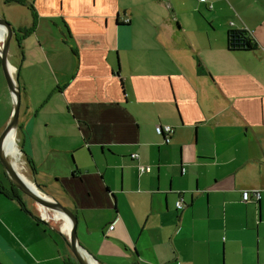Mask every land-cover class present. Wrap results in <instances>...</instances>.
I'll return each mask as SVG.
<instances>
[{
  "label": "crops",
  "instance_id": "0c3cea01",
  "mask_svg": "<svg viewBox=\"0 0 264 264\" xmlns=\"http://www.w3.org/2000/svg\"><path fill=\"white\" fill-rule=\"evenodd\" d=\"M27 1L37 27L23 43L39 40L36 64L55 66L58 90L34 100L37 73L22 51L17 136L37 177L53 183L57 200L78 216V240L90 258L264 264V0ZM12 4L0 0V16ZM23 6L32 16L29 25L11 22L19 35L34 17ZM57 17L67 37L62 30L57 37ZM231 28L247 30L257 48L229 50ZM5 80L0 74V102L7 99L0 132L14 106ZM53 90L56 103L38 109ZM158 124L174 127L169 143ZM48 141L55 142L49 170L38 157ZM1 173L0 188L9 190ZM5 190L0 264H76L59 230ZM245 190L259 191L260 200L244 201Z\"/></svg>",
  "mask_w": 264,
  "mask_h": 264
},
{
  "label": "rangeland",
  "instance_id": "374dc122",
  "mask_svg": "<svg viewBox=\"0 0 264 264\" xmlns=\"http://www.w3.org/2000/svg\"><path fill=\"white\" fill-rule=\"evenodd\" d=\"M2 9L3 8L1 7V11L2 12L5 11V12H3L4 15L2 13V16L5 17L10 23L12 22L13 24H17V22L19 21L20 23H24V25H29L30 24L32 15H31V12L28 9V7H24L23 5L21 6L20 4L19 5L18 4H12L11 6H9L7 8H4L3 10ZM55 22H56L57 25H54V31H55V33L57 32V37L58 38L61 37V30L66 33V37H67V31H66V27H65V24H64L63 20L61 18L57 17ZM47 26L45 24V27L42 28V29L43 30H47V28H48ZM48 30H49V28H48ZM33 38L34 37H32L30 39L31 40L30 42H32L33 45L26 47L25 43H23L22 45L24 46V48H20L19 42L16 40V38H13V40L10 43L8 58L10 59V61L12 63H15L17 65V73H18V71H21V65H22V56H21V54H22V51L25 50L24 55L25 54L27 55V58H28L27 62L31 61L33 63V65L26 64L25 66L26 67H33L34 66V74L37 73L35 75V79H34V83L32 85L31 91H32V95L34 97V100L36 102H38L42 98V95L44 93H46L47 91H50L53 88L58 90V85H56V83H55V80H56L55 74H54V71L56 70L55 66L51 67L47 63L36 64V61L40 60L41 57L37 53L32 52L33 51L32 47H35V44H37L39 46V40H36V39H33ZM41 40L44 41L43 37H41ZM30 50H31V53L29 52ZM60 56L64 57L65 54H61ZM68 59H70V58L68 57ZM116 60H117V63H118L119 62L118 58H116ZM25 66H24V68H25ZM68 66L69 65H66V69L68 68ZM24 71H25V69L22 70V76L24 74ZM0 72H1L0 73L1 76H3V78H5V75H4V72H3V67H2L1 64H0ZM19 77H20V83H21V86H22L21 73H20ZM37 77H38V79H36ZM5 81L7 82V80H5ZM55 91H54V94L52 92V94L50 96L45 97L44 99H42L39 102L40 104L38 105V109H42L45 106L46 107H51L53 104L56 103L57 98H58L57 97L58 93L55 92ZM0 104H1L2 112L5 113L6 110H7V105H6L7 104V99L4 98V101H1ZM21 110H24V107H23L22 103H21V106H20L19 115H21ZM61 110H63L62 105H61ZM3 130H1V132ZM20 133H19V135H20ZM21 138L23 139V141H25V135L23 136L21 134ZM19 140H20V137H18L17 134H16V143L18 144L19 149H23L24 148V150L26 151L24 143L23 144L20 143ZM53 143H55V142H49V141L45 142L44 145H43V148L42 147L40 148L41 149V153L39 154L38 157L41 160L46 159V164H44L45 166L43 167V169H48L49 170V166H50L49 164H50V160L52 158L51 156H54L52 149L55 148V146H53ZM42 149H44L45 151H42ZM26 153H28V152L26 151ZM22 155H23V153H22ZM16 156H18V157H16ZM16 156H14V158L18 159L20 155L18 154ZM26 159L27 158L24 156V159H23L24 163H23V160L20 157V164L22 166L23 173L26 176H28L29 178H31L32 180H35L48 194H51L52 196L56 197V199H58L57 196H56L57 195L56 194L57 193L56 189H54V186H52L53 183L52 184L51 183H46L45 184L43 182V181H46L45 179L38 178L37 174H34L33 171L31 170V167L27 163ZM4 169L5 168H4V166L2 165V163L0 161V173L4 172ZM1 174H3V173H1ZM25 199H26V201L28 202V204L30 206H33V207L36 208L37 212L41 211V210L39 211L38 205L31 198L25 196ZM50 214H52V213L50 212ZM50 221L52 222V224H53V226L55 228H57V229L60 228L59 221H57V220L54 221L52 219ZM58 234H59L60 238L64 240L63 236L59 232H58Z\"/></svg>",
  "mask_w": 264,
  "mask_h": 264
},
{
  "label": "water",
  "instance_id": "95a60500",
  "mask_svg": "<svg viewBox=\"0 0 264 264\" xmlns=\"http://www.w3.org/2000/svg\"><path fill=\"white\" fill-rule=\"evenodd\" d=\"M0 25H3L7 29L6 38L2 44V48H0V61L3 67V72L5 78L7 80L9 89L12 94L13 98V111L12 116L5 127V129L0 132V161L5 168L6 173L13 181L15 186L29 196L32 200H34L37 204L46 207L48 209H59L62 213L67 215L72 220V228L70 231L69 237H67L60 228V233L66 240L69 248L71 249L72 253L74 254L77 262L79 264H91L90 263V256L84 249V247L80 244L78 240V233H77V225H78V216L67 206L62 204L59 200L50 196L45 192V190L37 183L35 186L37 188H32L21 176L19 171L17 170L16 161L13 160L11 157L8 156L7 152L4 150V142L7 135L13 128H18L19 122V112H20V105H21V88L19 85L18 74L13 77L12 73L10 72V66L12 65L8 58L10 43L14 37V29L12 24L3 16H0ZM160 135V134H159ZM163 136L164 135H160ZM165 140V139H164ZM169 143V142H166Z\"/></svg>",
  "mask_w": 264,
  "mask_h": 264
},
{
  "label": "trees",
  "instance_id": "16d2710c",
  "mask_svg": "<svg viewBox=\"0 0 264 264\" xmlns=\"http://www.w3.org/2000/svg\"><path fill=\"white\" fill-rule=\"evenodd\" d=\"M7 2H15L18 3L20 5H28L33 13H34V17H33V23L30 27H24V28H20V32L22 33V39L19 40L20 42H22L23 39H25L27 36H29L33 31H35L36 27H37V14L35 11V7L33 5L32 2H28L27 0H6ZM65 26L67 27V29L69 28L68 25L65 23ZM227 45H228V49L232 50V51H238V50H250V49H256L257 48V44L255 42V40L251 37V35L249 34V32L245 29H239V28H231L228 31V35H227ZM20 48H22V45L20 46ZM29 163L31 164L32 168L34 169V163L31 159H28ZM5 177L9 180V187L10 189H2L0 188L1 191L5 190L4 192H6L7 194H9L8 192L11 193V195L14 198H17L22 205H24V201H22L23 199H21V194H23L16 186L15 184L11 181V179L9 178V176L7 175L5 169ZM13 188V189H12ZM76 264H79L76 260H75Z\"/></svg>",
  "mask_w": 264,
  "mask_h": 264
},
{
  "label": "bare ground",
  "instance_id": "6f19581e",
  "mask_svg": "<svg viewBox=\"0 0 264 264\" xmlns=\"http://www.w3.org/2000/svg\"><path fill=\"white\" fill-rule=\"evenodd\" d=\"M7 35V29L6 27H4L3 25H0V48H2V44L6 38ZM10 66V72L12 73L13 77H15L16 75V68L13 65H9ZM4 150L7 152L8 156L11 157L13 160L14 156L18 155L20 153L19 149L16 147V128H13L10 133L7 135L5 142H4ZM18 157V156H16ZM20 158L16 161V166H17V170L19 171V173L21 174L22 178L34 189L37 190L35 183L30 180L22 171V168L20 167ZM39 207V204H37ZM53 211V218L51 217H45L43 214V218L46 220H54V221H59L60 224V228L63 231V233L69 237L70 235V231L72 228V220L65 215L64 213H62L59 209H52ZM90 263L91 264H96V262H94L91 258H90Z\"/></svg>",
  "mask_w": 264,
  "mask_h": 264
},
{
  "label": "built area",
  "instance_id": "2783aa9c",
  "mask_svg": "<svg viewBox=\"0 0 264 264\" xmlns=\"http://www.w3.org/2000/svg\"><path fill=\"white\" fill-rule=\"evenodd\" d=\"M202 1H205V0H202ZM124 22H129L130 19L128 17H126L125 19H123ZM174 127H172L171 125H163V124H158L156 126V132L160 135H164V138H165V141L166 142H170L171 141V138H172V135L174 133ZM132 157L133 158H136L138 159L139 158V155L134 153L132 154ZM150 166L148 165H144V164H139V171L140 172H147V171H150ZM185 168H183V172H185ZM252 197H255V199L257 201L260 200L261 198V194L259 191L255 190L253 192H251L250 190H245L243 192V200L244 201H249ZM184 206V202H183V198H180L177 202H176V207L178 209H182Z\"/></svg>",
  "mask_w": 264,
  "mask_h": 264
},
{
  "label": "flooded vegetation",
  "instance_id": "af4514ba",
  "mask_svg": "<svg viewBox=\"0 0 264 264\" xmlns=\"http://www.w3.org/2000/svg\"><path fill=\"white\" fill-rule=\"evenodd\" d=\"M13 27V26H12ZM13 29H14V27H13ZM28 37V36H27ZM26 37V38H27ZM13 38H16V40L19 42V46H21L22 44H23V40H22V42H20L19 40H21L22 39V33H21V35H19V33L18 32H16V30L14 29V37ZM22 48H23V45H22ZM17 70V69H16ZM21 106V105H20ZM20 113V112H19ZM18 132V129H17V131H16V134H18L17 133ZM17 144V143H16ZM17 147H18V144H17ZM19 148V147H18ZM20 150V157H21V159L23 160L24 159V156L27 158L26 160H27V163L30 165V167H31V170L33 171V173L34 174H37V170H36V166H35V161H34V159L28 154V153H26V151L24 150V149H19ZM22 153H23V155H22ZM28 159H31L32 161H33V163H34V169L32 168V166H31V164L29 163V160ZM23 163H24V160H23ZM8 175V174H7ZM28 177V176H27ZM10 178V177H9ZM29 178V177H28ZM30 180H32L31 178H29ZM12 181V180H11ZM33 182H35V183H37L35 180H32ZM13 182V181H12ZM38 184V183H37ZM13 189V188H12ZM21 191V190H20ZM22 192V191H21ZM46 192V191H45ZM23 193V192H22ZM47 193V192H46ZM48 194V193H47ZM20 195H21V197H23L24 199H25V196H27L25 193H23V194H21L20 193ZM50 196H52L51 194H49ZM27 197H29V196H27ZM22 198V199H23ZM30 198V197H29ZM55 198V197H54ZM34 201V200H33ZM35 202V201H34ZM36 203V202H35ZM37 204V203H36ZM39 209V208H38ZM39 211H40V209H39ZM39 214H40V217H41V219L42 220H44V221H46V222H48V223H51L52 224V222L50 221V220H46V219H44L43 218V216H42V214H41V211L39 212ZM59 230V232H60V228L58 229ZM61 234V233H60Z\"/></svg>",
  "mask_w": 264,
  "mask_h": 264
}]
</instances>
